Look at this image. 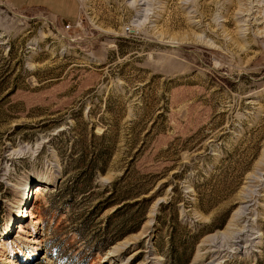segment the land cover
Masks as SVG:
<instances>
[{
    "label": "rangeland",
    "instance_id": "rangeland-1",
    "mask_svg": "<svg viewBox=\"0 0 264 264\" xmlns=\"http://www.w3.org/2000/svg\"><path fill=\"white\" fill-rule=\"evenodd\" d=\"M73 2L0 0V264H264V0Z\"/></svg>",
    "mask_w": 264,
    "mask_h": 264
},
{
    "label": "crops",
    "instance_id": "crops-1",
    "mask_svg": "<svg viewBox=\"0 0 264 264\" xmlns=\"http://www.w3.org/2000/svg\"><path fill=\"white\" fill-rule=\"evenodd\" d=\"M44 0H22V3H21V8H44L42 6V4L40 5V3H43ZM62 2L64 3L62 5ZM38 3V4H36ZM55 3L56 4H60L62 5L61 8L64 10L65 8H68L70 10L71 6H72V9H73V12L75 13V4L73 2V0H64V1H61V0H55ZM12 5H14L12 2H11ZM75 10V11H74ZM65 11H68V10H65ZM50 13V12H49ZM54 13H52L53 15ZM55 15V14H54Z\"/></svg>",
    "mask_w": 264,
    "mask_h": 264
},
{
    "label": "built area",
    "instance_id": "built-area-1",
    "mask_svg": "<svg viewBox=\"0 0 264 264\" xmlns=\"http://www.w3.org/2000/svg\"><path fill=\"white\" fill-rule=\"evenodd\" d=\"M70 27H71L70 24H68V23L65 24V29H69Z\"/></svg>",
    "mask_w": 264,
    "mask_h": 264
}]
</instances>
